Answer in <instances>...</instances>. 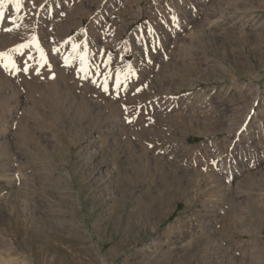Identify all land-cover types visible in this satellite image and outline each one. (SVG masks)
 <instances>
[{"label": "rangeland", "instance_id": "374dc122", "mask_svg": "<svg viewBox=\"0 0 264 264\" xmlns=\"http://www.w3.org/2000/svg\"><path fill=\"white\" fill-rule=\"evenodd\" d=\"M0 53V264H264V0H0Z\"/></svg>", "mask_w": 264, "mask_h": 264}, {"label": "snow or ice", "instance_id": "6c2138e0", "mask_svg": "<svg viewBox=\"0 0 264 264\" xmlns=\"http://www.w3.org/2000/svg\"><path fill=\"white\" fill-rule=\"evenodd\" d=\"M19 7H20V4L18 2L17 3V8H19ZM173 19H175V17ZM4 59H5V54L0 53V61H2ZM9 63H11L13 65V67L15 66V62L14 61H9ZM3 67H5L7 69L8 68V64L7 63L3 64ZM105 91H107V89H105Z\"/></svg>", "mask_w": 264, "mask_h": 264}]
</instances>
